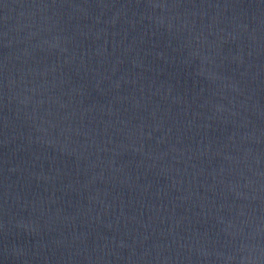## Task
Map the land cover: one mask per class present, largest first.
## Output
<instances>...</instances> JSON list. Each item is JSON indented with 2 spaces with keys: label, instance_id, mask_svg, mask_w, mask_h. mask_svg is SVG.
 Returning a JSON list of instances; mask_svg holds the SVG:
<instances>
[{
  "label": "water",
  "instance_id": "obj_1",
  "mask_svg": "<svg viewBox=\"0 0 264 264\" xmlns=\"http://www.w3.org/2000/svg\"><path fill=\"white\" fill-rule=\"evenodd\" d=\"M0 264H264V0H0Z\"/></svg>",
  "mask_w": 264,
  "mask_h": 264
}]
</instances>
